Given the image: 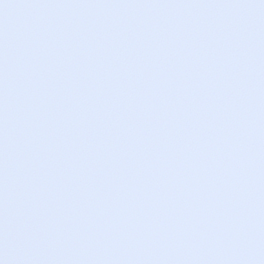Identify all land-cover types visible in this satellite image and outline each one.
<instances>
[{"label":"snow or ice","instance_id":"obj_1","mask_svg":"<svg viewBox=\"0 0 264 264\" xmlns=\"http://www.w3.org/2000/svg\"><path fill=\"white\" fill-rule=\"evenodd\" d=\"M0 264H264V0H0Z\"/></svg>","mask_w":264,"mask_h":264}]
</instances>
